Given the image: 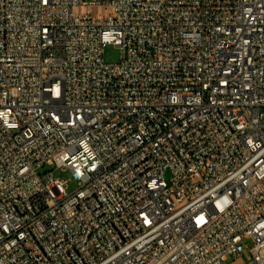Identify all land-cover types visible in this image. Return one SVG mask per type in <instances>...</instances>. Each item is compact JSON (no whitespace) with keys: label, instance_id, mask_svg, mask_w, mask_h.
I'll return each instance as SVG.
<instances>
[{"label":"built area","instance_id":"1","mask_svg":"<svg viewBox=\"0 0 264 264\" xmlns=\"http://www.w3.org/2000/svg\"><path fill=\"white\" fill-rule=\"evenodd\" d=\"M244 238L264 264V0H0V264H227Z\"/></svg>","mask_w":264,"mask_h":264},{"label":"rangeland","instance_id":"2","mask_svg":"<svg viewBox=\"0 0 264 264\" xmlns=\"http://www.w3.org/2000/svg\"><path fill=\"white\" fill-rule=\"evenodd\" d=\"M103 61L107 64H114L117 63L120 60L121 57V51L118 47L114 46L113 44H105L103 47ZM53 167L51 166H45L42 169H39L38 172L42 173L46 170H51ZM53 175L59 179L67 180V191L71 192L76 187V182L71 179L69 171H62V170H54ZM244 245V252H243V262L242 264H247L249 260V248L253 245V241L250 238H244L243 240ZM241 258V257H240ZM232 259H229L227 264L232 263Z\"/></svg>","mask_w":264,"mask_h":264},{"label":"crops","instance_id":"3","mask_svg":"<svg viewBox=\"0 0 264 264\" xmlns=\"http://www.w3.org/2000/svg\"><path fill=\"white\" fill-rule=\"evenodd\" d=\"M242 262H243V258L241 257L233 260L231 264H242Z\"/></svg>","mask_w":264,"mask_h":264}]
</instances>
